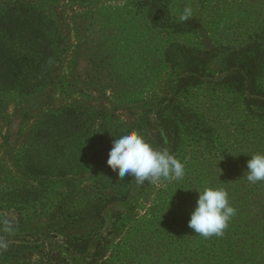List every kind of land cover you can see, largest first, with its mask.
<instances>
[{
	"label": "rangeland",
	"instance_id": "obj_1",
	"mask_svg": "<svg viewBox=\"0 0 264 264\" xmlns=\"http://www.w3.org/2000/svg\"><path fill=\"white\" fill-rule=\"evenodd\" d=\"M12 4L41 18L51 55L33 91L0 87V264H264V181L246 174L251 155L264 154V108L251 101L264 88L228 78L257 62L254 46L264 66V0H0V11ZM66 109L84 129L49 148L51 115ZM163 113L178 145L159 150L185 174L121 179L107 164L113 141L150 137ZM38 155L47 170L32 168ZM206 187L228 193L234 244L188 227ZM244 229L259 240L239 243Z\"/></svg>",
	"mask_w": 264,
	"mask_h": 264
},
{
	"label": "trees",
	"instance_id": "obj_2",
	"mask_svg": "<svg viewBox=\"0 0 264 264\" xmlns=\"http://www.w3.org/2000/svg\"><path fill=\"white\" fill-rule=\"evenodd\" d=\"M20 5L22 4L8 5L0 11V87L8 90L20 89L29 92L37 88L39 83L45 79L44 73L49 70V56L51 53H47L48 49L45 47V41L41 37L42 27L44 25V23H41V18L38 19L35 17L36 12L34 10L25 11L18 8ZM15 40L17 43L18 41H26L29 43V50L25 52L17 51ZM252 49H254V52H257V54L255 53L254 57L250 55V58L257 59V62L254 61L251 66L250 63L243 65V67L237 66L238 69L235 71L231 70L228 74V78H230L232 82L236 81L242 87L248 85L251 90H259L264 88V85H262L264 66L262 59H260V62L258 61L261 55L259 51H256L258 47L254 46ZM43 52L46 53L42 55L41 53ZM234 58H237L236 60L238 61L241 60V58L236 55ZM234 61L235 59L230 60L231 63ZM246 81L247 83H245ZM251 101H255V103L259 105L262 104L264 108V99L259 97L258 93L255 97L253 96ZM261 114L264 120V109ZM51 117H53V128L49 136L50 138L44 143L49 148H54L57 144L68 142L70 138L79 135V131H83L84 124L86 123L83 117L79 115L77 109H66L58 115H51ZM160 119V123L151 125L155 132L149 133L150 137L147 136L148 133L146 132L147 134L143 137L158 150L169 143L173 151H175L178 145V125L174 120L165 116L164 113L160 115ZM97 131L99 132L100 130ZM144 131L145 130L142 132ZM151 138H154V140ZM36 144V150L41 152V142L37 141ZM41 159L42 156L38 155L30 161L32 168H37L40 172L47 170L51 166L46 160L42 161ZM251 220L257 221L255 216L251 217ZM241 221L240 223L243 227L258 224L257 222L247 224L243 219ZM234 234L235 233H229L225 229L223 232L225 237L220 238H228L224 241V244L231 245L237 240ZM250 234H252V230L250 229L248 231H245V229L239 231V243L247 242L248 239L259 240V238H248ZM251 236L254 237L256 235L254 234ZM235 251L237 252V250ZM234 263V260H230L229 257H225L218 262L212 260H208L207 262V264Z\"/></svg>",
	"mask_w": 264,
	"mask_h": 264
},
{
	"label": "clouds",
	"instance_id": "obj_3",
	"mask_svg": "<svg viewBox=\"0 0 264 264\" xmlns=\"http://www.w3.org/2000/svg\"><path fill=\"white\" fill-rule=\"evenodd\" d=\"M192 9L186 7L180 19L186 20ZM108 166L123 179L126 175L135 177L137 183L160 178H181L185 174L183 163L168 150L154 148L137 131H131L113 141L108 154ZM247 179L251 183L264 181V154L251 155L247 162ZM196 206L190 214L188 227L205 238L221 236L235 209L230 205L228 193L219 187H206L199 191Z\"/></svg>",
	"mask_w": 264,
	"mask_h": 264
}]
</instances>
